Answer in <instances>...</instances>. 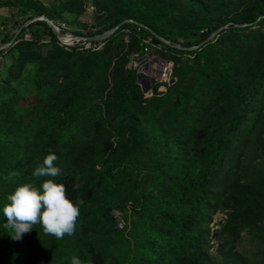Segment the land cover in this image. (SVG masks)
Wrapping results in <instances>:
<instances>
[{
	"label": "trees",
	"instance_id": "16d2710c",
	"mask_svg": "<svg viewBox=\"0 0 264 264\" xmlns=\"http://www.w3.org/2000/svg\"><path fill=\"white\" fill-rule=\"evenodd\" d=\"M83 2L0 6L21 16L18 27L37 15H78ZM90 5L94 27L83 36L129 19L86 41L98 48L62 45L37 19L0 48L14 53L0 78V264H70L74 256L82 264H264V0ZM145 51L167 61L172 78L149 79L148 97L129 64ZM25 64L35 106L21 109L12 83ZM50 152L62 169L55 180L74 203L85 201L75 234L57 239L37 224L13 239L3 204L19 184L46 179L31 173ZM217 211L224 218L210 230ZM243 232L255 246L249 256L235 249Z\"/></svg>",
	"mask_w": 264,
	"mask_h": 264
},
{
	"label": "clouds",
	"instance_id": "9594fccd",
	"mask_svg": "<svg viewBox=\"0 0 264 264\" xmlns=\"http://www.w3.org/2000/svg\"><path fill=\"white\" fill-rule=\"evenodd\" d=\"M57 156L54 153L46 155L42 163L38 164L31 175L42 179L39 185L25 182L15 187L7 196V203L3 204L2 212L7 219L5 228L10 229L13 239H20L23 234L30 232L35 225H40L45 235H52L57 239L75 234L76 222L80 216V206L85 203L78 199L73 202L67 196L64 184L55 180L62 174V169L56 165ZM18 175L13 171L9 177ZM75 183L73 189H79ZM70 264H82L78 257H72Z\"/></svg>",
	"mask_w": 264,
	"mask_h": 264
},
{
	"label": "rangeland",
	"instance_id": "374dc122",
	"mask_svg": "<svg viewBox=\"0 0 264 264\" xmlns=\"http://www.w3.org/2000/svg\"><path fill=\"white\" fill-rule=\"evenodd\" d=\"M45 5H48L52 2V0H41ZM13 13V14H12ZM21 16L18 15L14 10L11 12L8 10L7 7H2L0 6V48H5L7 44L14 38V36L18 33L16 31H19V27L21 24L16 27L17 25V19H20ZM52 23L59 28L60 31L62 32H71L76 34L80 33L78 35H82L85 33L87 30H92L94 27V17H93V8L90 5V0H84L83 2V11L78 14L74 15L73 13L69 12H63L61 13L60 16L55 17L54 20H51ZM25 26V25H23ZM34 27H37L40 31L43 28L42 25H34ZM22 28V27H21ZM19 29V30H18ZM38 31V30H37ZM75 31V32H74ZM24 35H27L25 38L29 36L27 32L23 33ZM9 37V40H8ZM39 37L41 39L47 40L48 35L45 34H39ZM3 38L4 40L7 39L6 41H2ZM58 41V40H57ZM59 42V41H58ZM62 45L68 46V45H84L86 44V40H73L68 43H61ZM6 44V45H5ZM14 53L12 51H4L0 53V78L2 77V74L4 72V69L8 62L10 61L12 55ZM148 56V60L144 61L142 60L141 63H134L131 64L132 66H135V69L137 72L140 74L137 77V83L141 89V92L143 93L144 96L148 97L150 94V89H151V83L149 80H146L147 75L150 74V63L153 61H160L161 59L155 57L153 54H151L149 51L146 53ZM168 63V62H167ZM169 64V63H168ZM167 64V65H168ZM170 65V64H169ZM156 73L154 71L152 72V75L154 76ZM151 76V75H149ZM20 78L12 83V87L16 90L20 91V98L18 103V107L21 109L27 108V107H34L35 105V100H34V90H33V85L31 81L32 77V67L29 64L23 65V69L21 70L20 73ZM167 78V77H166ZM2 95V92L0 91V97ZM33 117V115H28L26 117V120H30ZM224 218V214L221 211L215 212L212 217L211 221L209 223L210 230L218 228L219 227V220H222ZM119 222L121 223L122 221L119 219ZM216 247V241L215 239H211V248H210V253H214ZM235 249L244 255H250L252 252H255V246L253 242H250L248 239V236L246 233L241 234V239L240 241L236 244Z\"/></svg>",
	"mask_w": 264,
	"mask_h": 264
},
{
	"label": "water",
	"instance_id": "95a60500",
	"mask_svg": "<svg viewBox=\"0 0 264 264\" xmlns=\"http://www.w3.org/2000/svg\"><path fill=\"white\" fill-rule=\"evenodd\" d=\"M35 19L44 21L46 23V25L49 27V29L51 30V32L53 33V35L55 36V38L61 43H68L67 42L68 40L69 41H73V40H102L105 37H107L120 23L125 22V21H129V19H124L121 22H119L118 24L114 25L113 27H111V28H109L107 30H104L103 32H101L99 34H96V35H93V36H83V35H78V34H74V33H71V32H62L45 15H37V16H34L32 18H29V19L25 20L21 24L19 29L21 27H23V25H25L28 22H30L32 20H35ZM234 25L241 26L243 24H234ZM225 26L226 25H221V26L217 27L204 40L209 39L210 37H212L215 34L216 31L220 30L221 28H223ZM16 32H18V31H16ZM154 36L157 37L158 39H160L161 41H163L164 43H168L167 40H163L161 37L157 36L156 34H154ZM174 46L177 47V48H185V49H191V48L194 47V46L181 47V46H179L177 44H174ZM170 80H172V78Z\"/></svg>",
	"mask_w": 264,
	"mask_h": 264
},
{
	"label": "built area",
	"instance_id": "2783aa9c",
	"mask_svg": "<svg viewBox=\"0 0 264 264\" xmlns=\"http://www.w3.org/2000/svg\"><path fill=\"white\" fill-rule=\"evenodd\" d=\"M59 29V28H58ZM27 35H24V38L26 37ZM150 40V38L148 37V38H146L145 39V42H148ZM86 41H88V40H86ZM91 46V47H90ZM98 48L99 47V44H92V45H90L88 42H86V44H84V45H82L81 47H79V48ZM146 53H148V51H145L144 52V54H143V57H141L140 59H130V61H129V64L131 65V64H133L134 62L133 61H135V63H141L142 62V60H148V56H147V54ZM151 53V52H150ZM155 56V55H154ZM156 57V56H155ZM158 58V57H157ZM160 59V58H159ZM167 63V61H165V60H160V61H153L152 63H150V74H148L147 75V78H145L146 80H149V79H153L155 82H157V83H161V82H170L171 80V78H170V76H169V71H170V65ZM131 67H133V68H135V66H132L131 65ZM162 70V75L159 77L158 76V72L159 71H161ZM135 71L137 72V70L135 69ZM154 71V73H156L154 76L152 75V72ZM149 75H151V76H149ZM167 77V78H166ZM163 87H162V85H159L158 86V89L159 90H161ZM119 224L118 225H121L122 224V222L120 223V222H118Z\"/></svg>",
	"mask_w": 264,
	"mask_h": 264
},
{
	"label": "bare ground",
	"instance_id": "6f19581e",
	"mask_svg": "<svg viewBox=\"0 0 264 264\" xmlns=\"http://www.w3.org/2000/svg\"><path fill=\"white\" fill-rule=\"evenodd\" d=\"M67 39V38H66ZM65 39V40H66ZM67 42H70L69 40ZM162 75V70L158 72V76L160 77Z\"/></svg>",
	"mask_w": 264,
	"mask_h": 264
}]
</instances>
